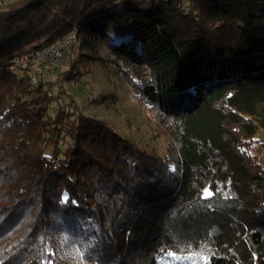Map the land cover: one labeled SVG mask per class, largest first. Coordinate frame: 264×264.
<instances>
[{"label":"trees","instance_id":"16d2710c","mask_svg":"<svg viewBox=\"0 0 264 264\" xmlns=\"http://www.w3.org/2000/svg\"><path fill=\"white\" fill-rule=\"evenodd\" d=\"M72 33L58 81L31 85L20 63ZM91 60L154 111L168 154L60 96ZM261 132L264 0L1 4L0 264H264Z\"/></svg>","mask_w":264,"mask_h":264},{"label":"rangeland","instance_id":"374dc122","mask_svg":"<svg viewBox=\"0 0 264 264\" xmlns=\"http://www.w3.org/2000/svg\"><path fill=\"white\" fill-rule=\"evenodd\" d=\"M87 64L86 61L80 62L85 85L64 82L67 95H60L56 90L55 96L65 97L67 102L68 99H73L78 104L76 109L102 120L115 133L128 139L144 152L159 156L168 154L166 146L170 145L171 140L167 131L157 121L154 111L137 98L129 85L108 69L104 62L91 60ZM65 65L66 63L60 68L59 74ZM59 74L52 77L45 71L43 79L55 82L58 81ZM77 86L87 87L85 92L89 94L84 95V91H80ZM258 138L263 142L260 144L262 148L259 155L264 158V134L261 132Z\"/></svg>","mask_w":264,"mask_h":264},{"label":"built area","instance_id":"2783aa9c","mask_svg":"<svg viewBox=\"0 0 264 264\" xmlns=\"http://www.w3.org/2000/svg\"><path fill=\"white\" fill-rule=\"evenodd\" d=\"M12 0H0V5ZM76 42L75 33L70 34L61 42L55 45L43 47L31 53L27 59L20 65L31 71L30 84L36 85L43 78L45 71H48L52 77L59 74L60 68L66 62L65 50Z\"/></svg>","mask_w":264,"mask_h":264},{"label":"snow or ice","instance_id":"6c2138e0","mask_svg":"<svg viewBox=\"0 0 264 264\" xmlns=\"http://www.w3.org/2000/svg\"><path fill=\"white\" fill-rule=\"evenodd\" d=\"M205 195H206V197H207V196H211V195H212V193H211V192H207V191H206ZM65 199H67V197H65Z\"/></svg>","mask_w":264,"mask_h":264}]
</instances>
